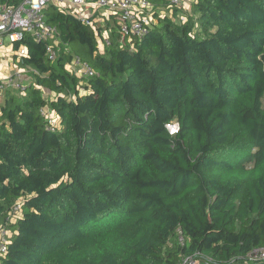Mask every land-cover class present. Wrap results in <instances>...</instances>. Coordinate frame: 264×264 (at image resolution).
<instances>
[{"label": "trees", "instance_id": "obj_1", "mask_svg": "<svg viewBox=\"0 0 264 264\" xmlns=\"http://www.w3.org/2000/svg\"><path fill=\"white\" fill-rule=\"evenodd\" d=\"M149 3L131 43L114 18L93 30L50 5L56 60L30 35L12 44L30 82L0 101V224L21 206L0 264H264L247 259L264 248V0H192L171 17ZM74 56L95 73L84 85Z\"/></svg>", "mask_w": 264, "mask_h": 264}, {"label": "built area", "instance_id": "obj_2", "mask_svg": "<svg viewBox=\"0 0 264 264\" xmlns=\"http://www.w3.org/2000/svg\"><path fill=\"white\" fill-rule=\"evenodd\" d=\"M167 14L172 16L174 8L189 10L187 0H167ZM190 1V0H188ZM192 1V0H191ZM190 1V2H191ZM54 5L59 10L76 15L83 23L93 28L104 27L110 18L117 21L121 39L131 41L135 38L144 37L150 31L153 23V7L149 0H22L17 6L3 5L0 3V41L7 39L12 45L21 42L26 35H30L36 42H45L46 54L50 61H55L57 54L53 45L57 30L45 22L44 10ZM101 13L100 17L95 16ZM165 15V12H160ZM178 21L184 23L185 17L178 15ZM103 46L109 44V35L105 31L98 41ZM20 57V56H19ZM69 70L76 73L79 79H91L95 73L91 66L78 56L72 57ZM22 73L15 76L0 79V101L9 90L24 91L26 80L21 77ZM51 126H56V120L50 117L47 110H42ZM171 125L172 127H168ZM171 135L178 132V124L171 123L166 126ZM175 128V131L172 129ZM20 203H16L8 213L5 224H0V257L7 252L10 232L6 224L14 223L21 216ZM176 240L179 245L184 244V235L180 229L176 230ZM248 260H263L264 248L253 249L248 255ZM176 264H205L203 256L196 252L191 256L182 257Z\"/></svg>", "mask_w": 264, "mask_h": 264}, {"label": "rangeland", "instance_id": "obj_3", "mask_svg": "<svg viewBox=\"0 0 264 264\" xmlns=\"http://www.w3.org/2000/svg\"><path fill=\"white\" fill-rule=\"evenodd\" d=\"M191 1V0H190ZM190 1H188L187 0V5H189L190 4ZM53 45H54V47H55V50L56 51H58V49H59V51L61 50V46L59 45V42H58V39H56V37H55V39H54V43H53ZM11 46V44L9 43V41L7 40V39H3V41H2V46H0V52H2V53H4V54H7V52H9L8 51V48ZM98 49H99V51L100 52H102L103 51V49H104V46L100 43V42H98ZM18 53H19V55H16V56H22V55H24V53H25V51H24V49L22 48V49H20L19 51H18ZM64 53H66V54H69V55H71V54H73L74 52H73V50H72V48H70V47H68V48H65L64 49ZM0 59H1V57H0ZM69 64H70V61L68 62V63H66V65H65V69H66V71L67 72H69L71 75H74V76H76L77 77V75H76V73L74 72V71H72V70H69L70 68H69ZM16 65L19 67V65L16 63ZM29 70H26V72H23L22 73V75H24V78H25V80H26V82H25V87L28 85L27 83H29L30 82V79H28L27 78V76H29ZM79 79V78H78ZM81 80V79H80ZM81 84L82 85H84L85 83H84V80H81ZM81 89H82V87H81ZM80 89V90H81ZM81 92L83 93V91L81 90ZM44 95H45V97L47 98V99H51V98H53L54 97V95L53 94H50V93H48V92H44ZM1 104V103H0ZM50 117H52V119H55L56 120V125H58V118L53 114V113H50Z\"/></svg>", "mask_w": 264, "mask_h": 264}, {"label": "crops", "instance_id": "obj_4", "mask_svg": "<svg viewBox=\"0 0 264 264\" xmlns=\"http://www.w3.org/2000/svg\"><path fill=\"white\" fill-rule=\"evenodd\" d=\"M100 14H101L100 12L96 13L95 16L97 17L102 16ZM112 19L113 18H110L109 21ZM0 46H2V41H0ZM8 51L9 52H7V54L0 52V57H1L0 59V79H4L10 76H15L17 73H23V72H26L27 70V69L20 68L16 65V62L14 60V56L16 55V53L13 51V45H11L8 48ZM17 55H19V53H17ZM21 77L23 79L24 75H21ZM27 78L29 79L28 76Z\"/></svg>", "mask_w": 264, "mask_h": 264}, {"label": "snow or ice", "instance_id": "obj_5", "mask_svg": "<svg viewBox=\"0 0 264 264\" xmlns=\"http://www.w3.org/2000/svg\"><path fill=\"white\" fill-rule=\"evenodd\" d=\"M172 131H175V128H173Z\"/></svg>", "mask_w": 264, "mask_h": 264}, {"label": "clouds", "instance_id": "obj_6", "mask_svg": "<svg viewBox=\"0 0 264 264\" xmlns=\"http://www.w3.org/2000/svg\"><path fill=\"white\" fill-rule=\"evenodd\" d=\"M168 127H172L171 125H169ZM176 130V129H175Z\"/></svg>", "mask_w": 264, "mask_h": 264}]
</instances>
